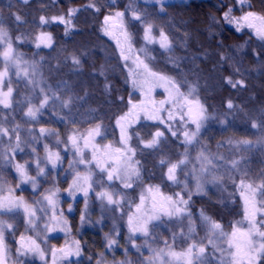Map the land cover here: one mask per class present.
<instances>
[{
  "label": "snow or ice",
  "instance_id": "1",
  "mask_svg": "<svg viewBox=\"0 0 264 264\" xmlns=\"http://www.w3.org/2000/svg\"><path fill=\"white\" fill-rule=\"evenodd\" d=\"M22 2L27 3L28 0ZM137 2L130 0L124 11L105 15L101 27L104 35L115 40L118 58L124 62L123 66L127 68L129 62L132 64L128 76L132 88L138 89L143 97L139 102H133L129 97L128 111L115 117L119 147L112 143H97L98 139H105L109 134V128L102 123H96L83 131L70 127L61 139L56 129L23 128L16 122V116L22 113L21 119L26 123H39L48 112L55 122L63 125L85 123L79 109L86 103L87 93L85 96L68 95L72 87L66 80L59 81L55 86L49 84L41 71L45 61L43 58L28 61L23 53L16 51L9 29L4 27L5 20L0 10V63L3 64L0 69V217L9 216L17 220V223H10L0 219V264H36L37 259L43 264H49V261L51 264H79L78 260L71 259L81 256L79 240L70 239L61 247L48 246L50 234L62 233L71 237V224L65 211L72 214L74 209L73 204H69L66 210L60 206L64 194L73 203L79 202L78 196L83 200L81 226L91 222L90 208L95 210L97 204L102 214L101 219L96 221L97 225L103 224L105 216L112 217V231L104 236L105 249L109 254L120 249L118 239L113 237H119L121 227H126L128 245L138 254L135 264H264V170L259 174L258 183L246 180L249 158L243 155L256 149L264 152V108L245 114L246 126L259 134L257 140L229 138L219 141L215 145L216 150L212 151L211 145L203 140L208 125L214 122L227 130L244 109L229 99L226 112L209 113L198 96L203 77L200 75L202 70L194 63L198 59H205L207 53L191 58L171 55L177 48L187 49L190 37L187 34L180 38L170 36L164 28L148 22L147 12L142 15L134 9L133 5ZM145 2L158 5L155 15L159 16L167 14L164 6L170 4L171 0ZM109 6H116V0L102 5L105 8ZM87 7L97 13L101 11L96 4ZM246 7H253L250 0H236L232 7L221 4L222 15L219 18L211 17L210 26L220 27L222 21L236 32L251 29L255 38L264 45V12L245 11ZM224 8L227 10L223 11ZM79 11L78 8H69L60 16H41L39 21L42 26L54 23L63 25L67 35L73 30L72 21ZM235 11L242 15H233ZM126 13L133 28L140 25L135 33L129 31L124 22ZM9 19L21 21L17 13H11ZM170 29L174 31L171 25ZM15 39L20 41V37ZM36 40L37 48L41 45L53 48L51 33H40ZM137 43L141 45L139 48L135 46ZM224 46L223 40H220L218 47ZM232 47L237 51L245 45H240L239 49ZM218 55L220 65L233 59L231 55ZM82 58L86 60L88 54L81 51L78 55H66L62 63H70L72 74L80 75ZM189 59L193 62L191 67L187 66ZM161 60L162 68L157 67ZM181 61L185 62L184 67ZM56 67L59 70L60 65ZM169 71L176 75H170ZM259 72L264 74V61L260 62ZM94 75L107 80L103 65ZM239 75L240 69L233 68L232 75L221 79L233 89L242 88L245 81L233 79V76ZM14 77L18 84L23 82L31 92V95L15 102L14 93L19 95V89L11 86ZM158 87L167 94L165 99L159 101L153 97ZM110 88V84H104L105 92ZM57 104L65 115L51 113L50 110ZM25 106L26 111L23 110ZM229 116L233 119L226 118ZM141 117L145 121L156 122L149 127H156L157 130L145 133L150 137L148 139L134 128V125L140 124ZM98 118L99 114L94 110L88 113L89 120ZM176 125H179L178 130H173ZM145 126L141 124V127ZM21 132L26 133V138L22 139ZM53 137L52 145L46 142ZM133 137L135 147L132 145ZM169 137L175 138L184 150L166 153L164 149L169 144ZM38 149L43 150V155ZM221 149L227 151L221 152ZM138 155L143 159H138ZM172 155L177 158L173 160ZM17 156L23 162L17 160ZM25 156L30 159H23ZM69 156L71 159H67L65 167V160ZM155 156H160L154 162L158 174L147 167L149 157ZM5 172L15 178V187L7 184ZM69 177L71 182L62 193L58 184ZM226 177L239 190L243 200L242 219L230 221L227 226L208 215L203 208L193 211V196L207 195L209 187L223 190ZM146 178H159L161 184L145 183ZM45 184L51 186L45 188ZM162 184L180 190L165 194ZM26 190L31 191V202L22 195H15L17 191ZM133 193L136 195L133 196ZM117 219L123 223L118 224ZM21 225L25 233L33 235L20 234L17 237ZM173 227L178 230L172 231ZM159 228L169 232V239H162L157 234ZM198 229L204 232L203 237L199 236ZM51 238L59 237L51 235ZM138 238H143L144 243L137 244L135 241ZM153 244H163V247H153ZM42 245L47 246V251ZM181 245L187 246L177 251ZM209 248L211 251H208ZM143 250H147L149 256L144 257ZM123 251L125 258L113 257L111 264H134L127 258L128 249ZM97 255L99 259L96 264H107L105 253ZM88 259L91 260V257Z\"/></svg>",
  "mask_w": 264,
  "mask_h": 264
},
{
  "label": "trees",
  "instance_id": "2",
  "mask_svg": "<svg viewBox=\"0 0 264 264\" xmlns=\"http://www.w3.org/2000/svg\"><path fill=\"white\" fill-rule=\"evenodd\" d=\"M130 0H116V6L102 7L109 4L110 0H30L27 3L22 0H14L13 12L21 17V21L17 22V27L22 24L33 26L37 33H51L53 38V48H43L49 51L52 57L50 66V75L54 78L61 77L68 79L74 90L85 96L89 102L96 108L101 117L105 119V124L109 128V134L105 139H99L100 144L112 143L118 147V129L114 127L115 117L123 115L128 111V100L131 97L133 102H139L143 97L139 90H134L131 85V78L128 76V69L132 68L129 62L128 67L123 66V61L118 58V49L116 42L101 31L102 22L105 15L115 11H124ZM253 7L244 9L245 11H255L257 13L264 12V0H250ZM236 0H171L169 4L170 10L177 20L183 23L184 30L190 37L188 48L194 56H207L203 60H196L194 63L200 70L203 77L200 80L199 99L211 112H226V102L230 99L234 105H240L244 112L237 114L242 120H245V114H251L253 110L264 108V79L252 78L245 76H233V79H243L245 86L233 89L227 86L222 77L232 75V68L229 61L220 65L219 54H226V46L245 45L243 49L236 51L237 56L249 66L260 67V62L264 61V47L259 49L255 43L258 41L252 30L244 29L242 32H236L232 26H225L221 21L220 27L210 26L211 17L219 18L222 15L220 10L221 4L229 7L234 6ZM89 4H96L101 8L99 13L94 9L88 8ZM69 8H78L81 11L76 13L72 21L74 28L67 35L65 28L58 23L42 26L39 18L60 16L67 12ZM227 9L224 8L223 11ZM235 16L242 15L241 12L235 11ZM35 22V23H34ZM24 26V25H23ZM212 33H220L213 36ZM223 40L224 47L219 48L218 42ZM248 42L245 44V42ZM37 49L36 47L29 48ZM81 51L88 54L85 60L82 58V70L80 75H73L71 72V64H63V58L69 54L78 55ZM57 65H60L59 70ZM104 66L107 80L94 75L101 66ZM108 83L111 88L105 92L104 84ZM163 88H156L153 97L155 100H163L166 97ZM121 98H123L121 100ZM156 122L145 121L141 117L140 124L134 125L136 131L145 139L150 137L145 133L148 131H156V127H149ZM146 125L145 127H141ZM179 126V125H176ZM175 127L173 128V130ZM163 131V127L160 128ZM167 136L168 133H165ZM175 138L169 137V144L165 146L164 151L168 154L182 152L181 144L175 143ZM134 145L135 137H133ZM138 159H143L138 155ZM160 156L149 157L147 167L156 171L154 168L155 160ZM177 157L172 155V159ZM159 178L148 180L145 183L159 184ZM248 180V179H246ZM239 179L237 180L238 183ZM162 191L165 194H171L176 191L167 184L162 185ZM230 200L227 204H219L210 200L205 196H193L195 207L193 211L203 208L207 214L214 219L219 220L226 226L231 222L242 219L243 200L240 197L239 190L230 185ZM97 234H89L87 239L97 238ZM177 251H180L177 247Z\"/></svg>",
  "mask_w": 264,
  "mask_h": 264
},
{
  "label": "rangeland",
  "instance_id": "3",
  "mask_svg": "<svg viewBox=\"0 0 264 264\" xmlns=\"http://www.w3.org/2000/svg\"><path fill=\"white\" fill-rule=\"evenodd\" d=\"M28 1H30V0H28ZM9 5H11V7H9ZM133 7H134V9L139 10L142 15L145 12H147L149 14L148 15V22H152L154 25L164 28V30L166 32H168L170 36H176V38H180L181 36H183L185 34L188 35V33L184 30L183 23L180 22L179 20H177L175 15L170 10L169 4H165V6H164L167 14L166 15L161 14L159 16L155 15V13L158 11L159 6L154 4V3H146L145 0H138V2L133 5ZM13 8H14V0H0V10H2V18L5 20L4 27L9 29V32L13 38V44H14V48L16 49V51L23 53L24 58L28 61H32L33 59L39 61V60H41V58H43L45 63L42 64L41 71L43 72L44 77L47 79L48 83L55 86V84L58 83L59 81L66 80L69 82V84L72 87V92L68 93V95L78 94L74 90L72 83L68 79L61 78V77L54 78L50 75V66H51V62H52V57H51L50 52L42 50L43 48H46L43 45H41L40 48L36 47V43H37L36 37H38L40 35V33L36 34L35 28L29 24H26V25L22 24V26L17 27L16 21L14 19H9L10 14L14 13ZM124 22L128 26L129 31H131L133 33L136 32V28L140 27L139 24L136 25V28L132 27V23L129 21V17H128L127 13H126ZM170 25L173 26L174 31L172 29H170ZM245 29H247V28H245ZM249 30H251V29H249ZM16 37H20V41H17L15 39ZM255 45L259 49H262L264 47V45H262L259 41H256ZM135 46L137 48H139L141 45L139 43H137ZM232 46L233 45L226 46V50H225L226 51L225 56L231 55L233 57V59L229 61L231 68L232 69L233 68H239L241 71V76L264 79V74H261L259 72L260 67H254V66L246 65L237 56L236 51L233 50ZM31 47H36L37 49L30 50L29 48H31ZM153 54H155V53H153ZM171 55H173L175 57L188 56L189 58L194 56V54L192 52H190L189 48H187V49L177 48L175 50V52L171 53ZM158 59H160V58L158 57ZM240 61H242L243 63H240ZM192 63L193 62L191 61V59H189V61L187 62V66L191 67ZM181 66L182 67L185 66L184 61H181ZM2 67H3V64L0 63V69H2ZM157 67H160V68L163 67V61L162 60H161V63L157 65ZM245 69H247L248 71L245 72ZM165 70L168 71L167 69H165ZM169 74L170 75H176L174 72H171V71H169ZM177 78H179V77H177ZM190 79H192V78L190 77ZM11 86L14 89H19V95L14 93V102L16 100H20L24 96L31 95L30 90L24 86L23 82L18 84L15 77L12 80ZM184 90L186 91V89H184ZM60 94L63 95L62 91ZM198 94H199V90H198ZM78 95H80V94H78ZM80 96H83V95H80ZM63 98L66 99L67 97L64 96ZM32 103L35 104L36 101L33 100ZM23 110L26 111L27 106H25ZM93 110L95 111V113H98L96 108L86 98V103H84L83 107L79 109V111L83 114L82 119L86 121L85 123H76L74 125H63V124L55 122L53 120L52 116L49 115L48 112H46L44 114L43 118L40 120L39 123H35V124L26 123L23 119H21L22 113L20 115L16 116V122L19 123L23 128L39 129L40 127H45V128L56 129L60 132V134H61L60 138L62 139V138H64V136L66 135V133L70 127H77L83 131L89 127L94 126L96 123L105 124V119L103 117H101L99 113H98L99 114L98 119H95V120H89L88 119V113L90 111H93ZM50 111L53 115H57V116L65 115L64 110L60 108L59 104L53 106ZM211 113L212 114H219V113H223V112H211ZM226 118L227 119H233L231 116L226 117ZM178 128H179V126H175L174 130H178ZM258 136H259L258 133H255L254 130H251L250 128H248L246 126L245 120H242L236 116L235 117V123L233 124V126L228 127L227 130H223L221 128V126L217 123H214V122L210 123L208 125L207 131H205L203 134V140L205 143H208L211 145L212 151H215L216 150L215 145L219 141L226 140L229 138L250 139V140L255 141L258 139ZM21 137H22V139L26 138V133L21 132ZM54 139H55V137L51 138L50 140H48L46 142L49 143L50 145H52ZM98 142H99V139L97 140V143ZM175 143L180 144L177 140H175ZM132 145H133V147L136 146V144L134 145L133 142H132ZM53 147H54V145H53ZM118 147H119V143H118ZM183 150L184 149L182 147V151ZM26 151H27V149H26ZM38 151L40 152L41 155H43L42 149H38ZM226 151H227V149H221V152H226ZM138 152H139V150H138ZM193 155H195V152L193 153ZM243 155H245L249 158V162L247 165L248 171H247V176L245 177V179H248L252 182L258 183L260 181V175L259 174L262 170H264V152H261L258 149H256V150H253L252 152L243 153ZM16 159L20 160V162H23V160L21 159L20 156H17ZM23 159H30V157L25 156ZM67 159H71V156L66 158L65 167H67ZM153 162H155V161H153ZM81 170H83V169H81ZM156 172L158 174L157 169H156ZM32 174L34 175L35 173L33 172ZM4 176H5V179L7 180V184L9 186L15 187V185L17 183L15 178L12 175H10L8 172H5ZM238 179H239V177H237V180ZM70 182H71L70 177L67 181L61 180L59 182L58 187L61 189L62 193H63V190L68 187V184ZM158 183L161 184L160 179L158 180ZM230 185H232L231 181H229L226 177L223 190H217L214 187H209L207 190V195H204V196L209 198L212 201L219 203V204H222V205L227 204L229 202L230 196H231ZM50 186H51L50 184L44 185L45 188L50 187ZM190 187H192L191 184H190ZM174 189L176 191L180 190L179 188H174ZM137 191H140V190L138 189ZM15 195H17V196L22 195L29 202H31V200L33 198L30 190H26L24 192L17 191L15 193ZM135 195L136 194L133 193V196H135ZM77 200L79 201L78 203H73V201L71 199L67 198L66 194L62 195L61 204H60V206L62 208H64L66 210L68 208L69 204H73L74 212L72 214H69L67 211H65V216L67 217V219L69 220V222L71 224V237L64 236L62 233L50 234V239L48 240V246L61 247L65 244L66 241H68L70 239L79 240L81 242V246H82L81 256L71 258L73 261L78 260L79 264H96V260L99 259V256L97 254H99V253H105L107 264H111L113 257H115V259H124L125 255H124L123 250L128 249L127 258L132 260L135 264V262L138 259V254L135 251V249H131L128 245V242H127L128 233H127L126 227H121L119 237H113V238L118 239L120 249L113 250V253L109 254L105 249L104 236H105V234H110L112 231V224H113L112 217L105 216L104 220H103V224L97 225L96 221L100 220L101 215H102L101 211H100V207L97 204V205H95V210H92L90 208V221L91 222L81 226L80 215H81V212L84 208V203H83V200L79 196L77 197ZM221 201H223V203H221ZM0 219L7 220L10 223H17L16 219L9 217V216L0 217ZM239 220L240 219H238V221ZM116 222L118 224L123 223L122 221H120L118 219L116 220ZM197 223H199V222L197 221ZM177 230L178 229L175 227L172 228V231H177ZM156 231H157V234L162 239H169V232L168 231H165L163 228H159ZM198 231H199V229H198ZM94 233L98 235L97 238H92V239L88 238L87 239L89 234L92 235ZM20 234L33 235V233H30V232L25 233L23 225H21L20 230L17 233V237ZM51 235H56L59 238H51ZM199 236L203 237L204 232L199 231ZM193 239H197V238L193 237ZM135 242L137 244H143L144 240H143V238H138V239H136ZM186 246L187 245H181L178 248H179V250H182ZM12 247L14 248L15 245H12ZM42 247H45V250L47 251V246L42 245ZM153 247H163V244H153ZM208 251H211V249L209 248ZM142 255L144 257H147V256H149V252L147 250H143ZM89 257H91V260L88 259ZM36 264H43V262H40L37 259ZM49 264H51V261H49Z\"/></svg>",
  "mask_w": 264,
  "mask_h": 264
}]
</instances>
